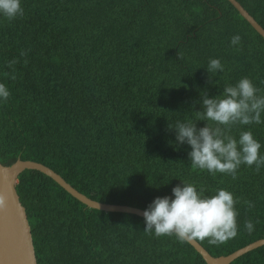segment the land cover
<instances>
[{
    "label": "trees",
    "instance_id": "16d2710c",
    "mask_svg": "<svg viewBox=\"0 0 264 264\" xmlns=\"http://www.w3.org/2000/svg\"><path fill=\"white\" fill-rule=\"evenodd\" d=\"M236 1L264 29V0ZM21 4V17L0 19V82L10 93L0 103V164L39 162L93 200L140 209L179 180L227 188L237 198L236 235L195 240L219 256L264 238V166L213 175L191 165L187 145L167 143L166 124L195 119L199 90L212 96L247 76L264 93V39L228 0ZM234 33L238 47L228 43ZM209 57L224 65L210 82ZM261 120L231 134L250 129L264 153ZM15 189L37 264H206L186 241L145 233L135 214L89 208L37 170H23ZM229 264H264V245Z\"/></svg>",
    "mask_w": 264,
    "mask_h": 264
},
{
    "label": "clouds",
    "instance_id": "9594fccd",
    "mask_svg": "<svg viewBox=\"0 0 264 264\" xmlns=\"http://www.w3.org/2000/svg\"><path fill=\"white\" fill-rule=\"evenodd\" d=\"M23 11L21 0H0V19L13 20L21 17ZM240 41V34L234 33L228 43L238 47ZM20 55H24L23 51ZM7 63L11 67L16 60ZM204 68L210 82L212 75L224 70V65L220 58L209 57ZM10 78L14 79V74ZM9 95L7 86L0 82V103ZM198 95L200 110L192 111L195 119L177 118L166 124V131L173 134V140L167 143L174 149L187 145L191 165L213 175L220 173L235 179L242 164L255 171L264 166L260 142L250 129L242 128L237 135L231 134L233 126L262 123L264 93L261 89L249 77L241 76L234 83L225 84L218 94L209 96L206 89H201ZM198 120L204 121L203 126H196ZM179 181L171 187L170 194L153 197L141 210L145 233L155 237L174 236L181 242L206 239L212 245L236 235L237 198L230 190L218 187L206 192L203 186ZM244 203L252 206L251 201ZM243 227L251 232L253 222L245 220Z\"/></svg>",
    "mask_w": 264,
    "mask_h": 264
},
{
    "label": "water",
    "instance_id": "95a60500",
    "mask_svg": "<svg viewBox=\"0 0 264 264\" xmlns=\"http://www.w3.org/2000/svg\"><path fill=\"white\" fill-rule=\"evenodd\" d=\"M228 1L264 39V29L260 24L236 0ZM25 169L37 170L50 177L71 196L89 208L130 213L142 217L140 208L98 202L87 197L67 183L59 174L39 162L16 159L7 166L0 164V264H37L30 226L15 189L17 177ZM186 242L194 248L206 264H229L242 254L264 245V238L252 241L227 255L219 256L209 254L195 239Z\"/></svg>",
    "mask_w": 264,
    "mask_h": 264
}]
</instances>
